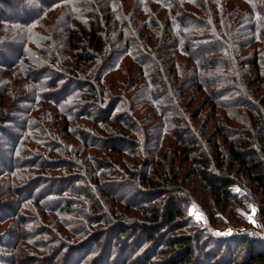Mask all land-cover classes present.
I'll use <instances>...</instances> for the list:
<instances>
[{
  "label": "trees",
  "instance_id": "1",
  "mask_svg": "<svg viewBox=\"0 0 264 264\" xmlns=\"http://www.w3.org/2000/svg\"><path fill=\"white\" fill-rule=\"evenodd\" d=\"M1 4L0 264H264V0Z\"/></svg>",
  "mask_w": 264,
  "mask_h": 264
},
{
  "label": "rangeland",
  "instance_id": "2",
  "mask_svg": "<svg viewBox=\"0 0 264 264\" xmlns=\"http://www.w3.org/2000/svg\"><path fill=\"white\" fill-rule=\"evenodd\" d=\"M0 9H4L2 4L0 5ZM13 46L14 45L12 44V45L8 46V48H5V50H4L6 52V54L10 55L9 57L13 56V51L15 49V47H13ZM16 107H18V106L16 105ZM20 107L21 108L30 109L29 105H22ZM16 119L18 120V118H16ZM10 127H12V126H10ZM2 137H4V135L2 134V132H0V138H2ZM6 143H7V141H6ZM6 154H7V152H2L3 158H5L7 160L8 157H6L7 156ZM110 190H111V188H110ZM233 191L238 193V194H242L243 193L242 190H240L239 188H236V187H234ZM138 199L135 198V200H134V198H133L132 200L137 202ZM140 199H143V198L141 197ZM5 201H7V202L10 201L11 202L12 199L9 197V199L5 200ZM5 201L4 200H0V204L5 202ZM28 204L32 205L33 203L30 202ZM9 205H11V204H9ZM14 205L15 204L12 203V205L5 212L9 213V211L13 208ZM49 213H51V214H48L49 216H52V217L56 216V214L52 213V211L49 212ZM186 216H187V219H190V221L196 227H194V228L193 227H187L183 231L187 232L188 234L189 233L193 234V236H197V237L199 236L198 237L199 241H200V243L203 246L205 245V243L206 244H210V245L211 244H215L216 245V243L214 241H216V238H218L220 236L230 235V234H233V233H241L243 231V228H244V223L248 226L247 229H253L254 230V227L256 226V213H255V208H254L253 205H249L248 208L243 207L242 216L240 215L239 210L235 209L233 211H230V210L227 209L224 212L223 222H228V223L225 226L223 224L218 223V222L214 223L215 226H214V228H211V230H210V228H208L207 230H204V225H206L207 223L205 222V218H204L203 213L201 212V210L198 209V207L196 205L189 206V208L187 209ZM14 223L15 224H14L13 228L18 227V229H20V227L22 226V224L19 223L18 221L14 222ZM15 230H16L17 235H19V233H20V232H18L19 230H17L16 228H15ZM193 230H194V232H191ZM179 233H181V232H179ZM256 236H258L259 238H263L264 237V231L258 229L256 231ZM103 243L104 242L101 241V244L97 243V245L95 247L97 248L99 245L101 247L103 245ZM100 247L98 249H100ZM211 247H209V249ZM128 250H130V249H128ZM242 250L244 251L245 248H243ZM202 253H203L202 250L196 248L195 254L200 255V259L204 260L205 257H204V255ZM209 261L213 262V260H210V259L206 258L205 263L204 262H201V263L207 264V262L209 263ZM216 263H218V261Z\"/></svg>",
  "mask_w": 264,
  "mask_h": 264
}]
</instances>
